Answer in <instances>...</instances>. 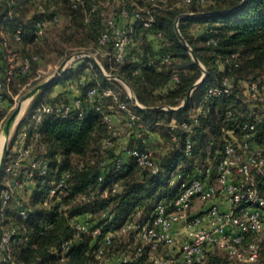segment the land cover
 <instances>
[{"label": "trees", "instance_id": "16d2710c", "mask_svg": "<svg viewBox=\"0 0 264 264\" xmlns=\"http://www.w3.org/2000/svg\"><path fill=\"white\" fill-rule=\"evenodd\" d=\"M53 1L60 2V0H16L14 16L10 24L6 25L5 35L15 54L20 58H30L31 66L26 72L15 73L10 83L11 93H4V102L0 106V111L6 102L13 99L14 86L27 84L41 61L37 53L21 56L14 43L35 46L44 37L48 27L62 19L61 12L53 6ZM167 1L166 7L158 8L154 12L156 20L150 28L138 26L137 34L123 62L117 65L116 70L112 71L108 57H103L106 61V69L121 76L143 106L147 108L179 106L190 88L203 74L201 66L194 61L176 33L177 18L184 14L195 13L196 16L182 18L179 29L207 69V76L193 91L189 102L181 110H148L135 106L132 109L140 113L149 131H154L159 127L157 124L159 122L169 125L175 121L191 120L196 104L207 89L220 83L225 77L231 79L234 94L216 98L211 112L195 123L189 134L193 143L191 154L186 153L184 146L177 149L173 145L167 156L161 159L154 156L161 165V172L157 175L141 169L133 159L124 154L123 145L119 141L120 136L115 138V144L111 148L103 147L108 125L104 121L103 114L93 107L86 106L83 119H70L57 115L45 117L41 124L29 130L27 142L34 143V156L45 158L49 162L51 173L57 168L58 176L64 170L69 171L67 187L47 204L48 189L42 188L41 183H38L30 192L32 205L28 206L22 200L28 191L24 189L18 195V201L12 200L5 209H0V242L4 232L2 225L6 223L7 227L16 228L11 240L4 248H0V264H100L96 257L99 239L94 240L89 235L75 236L69 218L76 215L84 221L100 226L106 221L102 213H113V220L103 226L104 233L116 231L129 221L145 222L158 203H169L173 200L180 182L172 184L171 181L178 173L184 177H193L201 168V164L195 163L198 156L205 159L204 164H206L211 159L209 157L215 154H218L217 158L219 157V152L227 140L236 141L242 136L239 125L249 118L253 109L258 110L262 115L253 139L264 150V104L251 106L236 98L237 94L243 95L246 92L250 81L262 76L259 71L264 68V0H204L202 3L198 0ZM68 4L73 12L84 11L82 21L86 35L95 40L97 49L104 50L99 46L98 39L106 28L105 20L99 11L90 13L91 0L79 9L72 8L71 0ZM31 7L34 8L33 16L26 20L24 17ZM7 11V4L1 3L0 24ZM202 13L218 14L203 15ZM55 15L59 16V21L51 22L46 27L44 35L36 41L33 35L36 22L41 19L50 20ZM13 27L22 30L20 40H15ZM2 39L4 38L0 34V44ZM165 54L172 57V64L169 66L159 64ZM232 54L236 56L233 57ZM34 56L38 58L33 59ZM9 67L8 52L2 46L0 71L4 81ZM175 75L178 76V81L174 79ZM56 86H61L64 90L52 96ZM71 86H77L79 90L73 97L68 95ZM93 86H99L100 92L112 88L120 94L123 101L131 104L128 91L122 82L109 79L92 62H85L78 70L74 68L68 70L65 76L56 78L41 90L34 97L27 116L20 122V127L28 121L31 113L41 102L68 103L75 98L86 101L87 91ZM111 103L112 101L108 100V104ZM115 111L112 109L111 112ZM242 111H245L243 115ZM168 125L163 135L167 141L169 139L173 141ZM35 132L40 133L39 138L34 137ZM178 133L185 136L182 129H179ZM12 144L13 140L10 142L5 163L12 155ZM94 145L101 147L105 155L101 154L100 159L87 160L86 157ZM130 145L146 148L140 142ZM73 157L79 159V162L71 166ZM118 157L124 158V165L122 171L114 176L113 169ZM104 160L106 163L102 165ZM81 163L85 164L84 169L79 168ZM101 175L103 180L100 181ZM117 181L119 189L112 192L113 184ZM256 184L264 195V175L257 177ZM104 191L109 192L107 197L104 196ZM30 208L27 217L24 218L20 213L21 210ZM4 216L8 219H4ZM127 234L136 237L131 232ZM115 237L116 235L108 251L111 255L127 250L125 248L112 251ZM21 239L25 242L21 243ZM64 244H66L65 249ZM215 249V247L207 248L202 262L198 264H231L228 255L224 257ZM146 252L140 261L149 256L147 248Z\"/></svg>", "mask_w": 264, "mask_h": 264}, {"label": "built area", "instance_id": "2783aa9c", "mask_svg": "<svg viewBox=\"0 0 264 264\" xmlns=\"http://www.w3.org/2000/svg\"><path fill=\"white\" fill-rule=\"evenodd\" d=\"M88 1L71 0V6L74 9H79L85 6ZM198 1L204 2V0ZM1 3L7 4L8 11L0 24V34L4 38L0 44V63L1 47L3 46L8 52L10 67L6 73V81L3 80L0 71V106L4 102V93H11L10 83L15 77V73L17 71L26 72L31 66L30 58H20L15 54L5 35L6 25L10 24L14 16L16 0H0ZM167 5V0L146 2L144 0H91L90 13L99 11L106 25L98 39L99 46L104 50L98 48L97 52L102 57H108L112 71L116 70L117 65L123 62L128 48L137 34L138 26L150 28L156 20L154 12ZM59 19V16L55 15L50 20H38L33 34L35 40L38 41L44 35L46 27L51 22H57ZM13 30L15 40H20L22 30L15 27ZM213 42L215 43V41ZM109 46L111 48H108ZM232 56L236 55L232 54ZM75 57H71V60L67 59L61 65L48 64L45 70L38 71L36 78L45 81L54 76L57 78L65 76L67 65ZM37 58V56L33 57V59ZM81 64L74 63L72 68L78 70ZM159 64L171 65L172 57L168 54L163 55ZM103 68L108 75H114L112 71H108L104 66ZM174 79L179 80L177 75L174 76ZM233 94L232 81L229 77H225L220 83L209 87L196 104L191 120L175 121L169 124L171 139L181 147L184 146L187 154H191L193 143L189 134L195 123L211 112L216 98ZM236 98L251 106L264 104V77L260 76L250 81L246 92L243 95L237 94ZM108 100H111L112 103L108 104ZM86 106L101 112L108 125V133L103 141L105 149L111 148L115 144V138L120 135V129L112 117V109L123 114L126 126L134 131L137 138L143 139L144 134L149 131L140 113L134 111L112 88L103 89L100 92L99 86L90 87L87 91L86 101L75 98L68 103L41 102L22 127L17 128L13 133L11 131L9 140H13L12 155L5 163L1 177V210L5 209L10 201H18V195L24 189L31 191L38 183H41L42 188L48 189L47 204L67 187L69 171L64 170L56 180L51 179L49 162L45 158L34 156L35 145L33 142H27L29 130L41 124L48 115L83 119ZM261 116L258 110L253 109L249 118L239 125L242 136L236 141L227 140L219 152V157L208 160L193 177H184L178 173L171 181L172 184L180 182L178 192L173 200L169 203H158L145 222L129 221L116 231L104 233L103 226L113 220V213H102V217L106 221L100 226L74 215L69 218L74 235H89L94 240L99 239L96 257L100 264L114 262L130 264L134 261L136 264H198L202 262L204 252L209 247L224 250L231 260V264H259L262 253V236H264V195L259 191L256 179L259 175H264V150L255 143L253 138ZM3 122L4 118L0 119V131H3ZM179 129L185 132V136L178 133ZM34 137L39 138L40 133L35 132ZM9 148L10 146L8 150ZM123 152L133 159L138 167L149 170L150 174L157 175L161 172V165L150 149L126 144L123 146ZM241 155L244 157L243 160H241ZM105 163L106 160L102 162V165ZM123 165L124 158L118 157L113 169L114 176L122 171ZM79 168L84 169L85 164L81 163ZM99 180H103V175L99 176ZM118 189L119 182L117 181L113 184L111 191L116 192ZM108 194V191H104V196L107 197ZM219 195L229 196L232 201L230 209L222 210L217 203H212L205 212L193 214L192 208L197 200L206 203ZM28 210L30 211L31 208L21 210L20 213L24 218L27 217ZM179 225L183 228L184 237L178 250L179 254L176 255L174 246ZM130 232L139 240L133 246L135 255L129 254L128 250L131 247L121 253L109 254V247L114 242V236L126 235ZM15 233V227L5 230L0 248H4ZM20 242L24 243L25 240L21 239ZM146 246L153 249L163 247V252L155 255L148 252L149 256L140 261L147 253ZM63 247L65 249L66 244Z\"/></svg>", "mask_w": 264, "mask_h": 264}, {"label": "rangeland", "instance_id": "374dc122", "mask_svg": "<svg viewBox=\"0 0 264 264\" xmlns=\"http://www.w3.org/2000/svg\"><path fill=\"white\" fill-rule=\"evenodd\" d=\"M69 0H60V2L55 3L53 1V6L57 7V9L61 12L62 19L54 25H50L48 29L46 30V33L44 37L41 39V41L35 45V46H25L23 44H17L14 43V46L16 47L18 53L22 56L27 53H37L39 54L41 61L38 66L37 71L35 74L32 75L30 81L25 84V85H15V92H14V98L6 102L3 106V109L0 111V119L4 118L3 122V128L5 126V123L9 116L12 114V112L16 109V107L19 105L20 102H23V108L21 111V114L17 120V122L22 118H25L28 114L29 108L32 104V99H26V95L38 84L42 83L44 80L43 79H37V74L39 70H45L46 66L48 64L52 65H61L63 62H65L67 59L71 60V57H75L71 63L67 65L66 71L72 69L74 63H85V62H92V64L95 65L93 61V56L96 57L99 62L106 68V61L105 59L97 52V44L94 39L90 38L86 34V29L85 26L83 25V13L84 11H79L80 13L73 12L68 4ZM56 9V8H55ZM34 13V8L31 7L30 11L27 13L26 17H24L26 20H29ZM85 14V13H84ZM80 55V56H78ZM91 55V56H90ZM90 60V61H89ZM96 66V65H95ZM109 71V70H108ZM260 74L264 77V68L259 71ZM128 91V90H127ZM16 97V98H15ZM48 100V99H47ZM132 103V102H131ZM25 106V107H24ZM245 111H242V115L244 114ZM2 128V129H3ZM163 131H167V127L163 128ZM11 140H9L10 143ZM223 141V139H222ZM6 139L4 136L3 131H0V160H1V153L4 149ZM168 146L173 147V145L176 146L177 149L181 148V145H179L176 142H173L169 139L167 141ZM222 143V142H221ZM162 149L159 146L157 150V154L153 153L155 157L161 156ZM101 154L105 153L101 149V147H97L94 145L92 148V151L87 155L86 159H100ZM100 156V157H99ZM218 154H215L213 157H209L211 159H216ZM243 155H241V160H243ZM84 160V159H81ZM80 160V161H81ZM86 160V161H87ZM79 162V159L73 157L71 161V166L76 165V163ZM206 162L205 159H202L201 156L196 158V164H201V166ZM59 169H53L51 173V179L56 180L58 176ZM2 180V179H1ZM215 181V179H214ZM31 193L28 195L26 194L22 200L25 202L26 205L30 206L32 205V197ZM200 203V204H205L204 202H201L197 200L195 202ZM195 205V204H194ZM193 211V208H192ZM4 219H8L6 216L3 217ZM5 223L2 225V229L8 230L9 227ZM183 238L177 239L176 244L174 246L175 250H179L181 243H182ZM135 242H139L137 237H134L131 234H126V235H116L115 237V243H114V249L112 250L114 252L117 251L118 249H127L129 246L131 248L128 250L130 255H134V250L133 246ZM147 250L151 254H159L163 252V247H157V248H151L149 246H146ZM215 251L225 257L226 252L222 249L216 248ZM111 256V255H110ZM259 264H264V236H262V253H261V259Z\"/></svg>", "mask_w": 264, "mask_h": 264}, {"label": "water", "instance_id": "95a60500", "mask_svg": "<svg viewBox=\"0 0 264 264\" xmlns=\"http://www.w3.org/2000/svg\"><path fill=\"white\" fill-rule=\"evenodd\" d=\"M203 15H211V14H218V13H202ZM197 14L195 13H189V14H184L181 15L177 18L176 21V33L178 35V37L180 38L181 42L183 43V45L189 50L190 54L192 55L194 61L199 64L203 70V74L202 76L194 83V85L190 88L186 98L184 99V101L177 107H172V106H162V107H145L143 106L136 94L134 93V91L132 90V88L129 86V84L121 77L118 75H108L102 64L99 62V60L93 56V61L96 65V67L99 69V71L105 75L106 77H108L109 79H116L120 82H122L124 84V86L126 87V89L128 90V94L130 96L131 102L132 104L140 109H148V110H181L182 108H184L186 106V104L189 102L191 95L193 93V91L205 80L206 76H207V69L205 68V66L200 62V60L198 59L196 53L194 52L193 48L189 45V43L186 41V39L184 38V36L182 35V33L180 32L179 29V22L182 18L187 17V16H196ZM91 56V55H90ZM57 77L54 76L48 80L43 81L42 83L38 84L37 86H35L27 95H26V99H32L34 98L41 90H43L45 87H47L48 85H50ZM22 106H23V102H20L19 105L16 107V109L12 112V114L9 116V118L7 119L5 126L3 128V133L6 139L5 145H4V149L2 152V156H1V160H0V180L3 174V170H4V165H5V158L8 152V147H9V139H10V135H11V131L13 129V127L15 126V124L17 123V120L21 114L22 111Z\"/></svg>", "mask_w": 264, "mask_h": 264}, {"label": "crops", "instance_id": "0c3cea01", "mask_svg": "<svg viewBox=\"0 0 264 264\" xmlns=\"http://www.w3.org/2000/svg\"><path fill=\"white\" fill-rule=\"evenodd\" d=\"M63 90H64L63 87L56 86L54 88L52 96H56L59 92H62ZM78 92H79V90H78L77 86L76 87L71 86V92L68 93V95L70 97L71 96L73 97L76 94H78ZM129 106L132 108L133 104L131 103V104H129ZM112 117H113V120H114L116 126L120 129L119 141H120V144H122L123 146L128 144V143L129 144H139V142H140L142 145H144L146 148L150 149L155 154H157L156 152L158 150V147L160 146L162 149V152H161V156L159 155L156 157L158 159H161V158L167 156L168 153L170 152V149L172 147H170V145L168 146L167 139L163 135V128H162V127H167L168 124L163 123V122H159V127L156 130L146 132L144 134V138L141 141H139V138L136 137L134 131L129 129L126 126L122 113L117 112V111L112 112ZM21 121H22V118L15 124V126L13 127V130H12V133L14 130H16L17 128L20 127ZM1 156H2V153H1ZM30 192L31 191L28 190L26 192L27 195ZM212 203H217L222 210H228L232 206V201L229 198V196L219 195L214 200L206 202L203 205L200 203H197V204L195 203V205L193 206V211H192L193 214H201V213L205 212L207 207L209 205H211ZM177 230H178L177 239L183 238L184 237L183 228L179 225V227H177ZM178 254H179V252L176 250V255H178Z\"/></svg>", "mask_w": 264, "mask_h": 264}, {"label": "bare ground", "instance_id": "6f19581e", "mask_svg": "<svg viewBox=\"0 0 264 264\" xmlns=\"http://www.w3.org/2000/svg\"><path fill=\"white\" fill-rule=\"evenodd\" d=\"M25 103H26V102H25ZM25 103H24V104H25ZM24 104H23V105H24ZM24 107H25V106H24ZM22 108H23V106H22Z\"/></svg>", "mask_w": 264, "mask_h": 264}]
</instances>
